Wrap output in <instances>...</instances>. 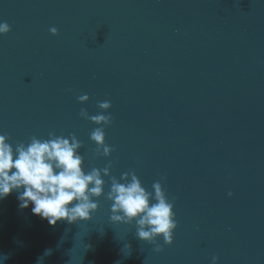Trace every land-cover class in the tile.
I'll return each instance as SVG.
<instances>
[{
  "label": "water",
  "instance_id": "1",
  "mask_svg": "<svg viewBox=\"0 0 264 264\" xmlns=\"http://www.w3.org/2000/svg\"><path fill=\"white\" fill-rule=\"evenodd\" d=\"M4 22L0 134L13 147L75 134L86 173L112 164L105 193L130 171L153 194L161 181L178 227L171 245L142 242L103 196L89 221L52 227L13 191L0 264L49 249L43 264H264V0H0ZM81 109L112 116L110 156Z\"/></svg>",
  "mask_w": 264,
  "mask_h": 264
},
{
  "label": "clouds",
  "instance_id": "2",
  "mask_svg": "<svg viewBox=\"0 0 264 264\" xmlns=\"http://www.w3.org/2000/svg\"><path fill=\"white\" fill-rule=\"evenodd\" d=\"M10 31L7 22L0 23V34L7 35ZM50 33L55 36L58 30L53 27ZM88 100V95L78 98L81 104ZM97 107L104 113L112 104L110 101L98 102ZM80 117L100 126L91 132L90 139L97 145V156H110L114 149L106 144L105 128L112 124V116H89L86 109H81ZM9 140L8 135L0 134V199L7 198L13 191L20 193L18 200L22 210L34 205L32 214L55 227L62 221L69 225L89 221L99 208L94 198L98 200L103 196L112 205L111 223H135L136 238L150 245L156 244L159 237L166 245L173 243V233L178 227L173 211L175 198L169 200L161 181L152 185L153 194L142 186L135 172L130 171L119 180L111 176L110 190L105 193L106 182L102 177L110 176L112 164L103 169L92 168L86 173L84 157L79 154L83 145L75 134L64 138L50 132L48 139L32 136L27 145L17 143L15 147ZM228 195L232 196V193ZM124 248L130 255L131 245ZM154 250L159 253L163 248L157 245ZM50 255L52 250H46L38 264H43L44 258ZM217 259L213 257V264Z\"/></svg>",
  "mask_w": 264,
  "mask_h": 264
}]
</instances>
